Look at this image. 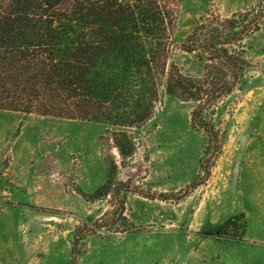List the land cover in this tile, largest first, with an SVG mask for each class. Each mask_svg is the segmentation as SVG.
<instances>
[{
  "label": "rangeland",
  "instance_id": "obj_1",
  "mask_svg": "<svg viewBox=\"0 0 264 264\" xmlns=\"http://www.w3.org/2000/svg\"><path fill=\"white\" fill-rule=\"evenodd\" d=\"M261 1L180 0L167 66L202 77L206 53L183 48L199 20L256 9ZM238 48L250 66L234 91L203 111L221 135L208 179L179 200L157 198L177 195L199 177L208 144L190 123L195 103L167 94L163 79L152 118L132 130V165L142 159L134 182L156 198L128 193L125 214L134 227L88 235L77 264H264V18ZM104 129L94 121L0 110V264H70L74 227L107 209L105 199L85 198L108 173ZM232 216L236 224L218 236Z\"/></svg>",
  "mask_w": 264,
  "mask_h": 264
},
{
  "label": "trees",
  "instance_id": "obj_2",
  "mask_svg": "<svg viewBox=\"0 0 264 264\" xmlns=\"http://www.w3.org/2000/svg\"><path fill=\"white\" fill-rule=\"evenodd\" d=\"M179 2L0 0V110L105 125L100 139L111 152L108 173L85 198L105 199L107 209L91 223L74 227L70 264H77L88 235L134 227L125 214L128 193L156 198L134 182L142 159L132 165L138 148L132 130L152 118L163 79L167 94L195 103L190 123L207 136L208 144L199 177L177 195L161 193L157 198L187 196L208 179L220 152L219 129L203 118V111L234 91L250 66L238 44L264 18V0L256 9L199 20L183 48L206 53L202 77L186 76L175 64L167 66ZM235 219L224 221L218 236L228 234Z\"/></svg>",
  "mask_w": 264,
  "mask_h": 264
}]
</instances>
